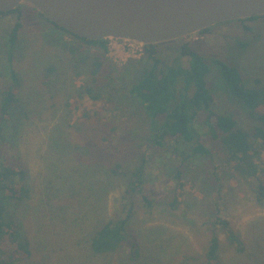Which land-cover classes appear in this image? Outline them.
Returning <instances> with one entry per match:
<instances>
[{
	"label": "rangeland",
	"instance_id": "rangeland-1",
	"mask_svg": "<svg viewBox=\"0 0 264 264\" xmlns=\"http://www.w3.org/2000/svg\"><path fill=\"white\" fill-rule=\"evenodd\" d=\"M18 20L23 30L13 63L21 87L13 121L24 112L28 115L17 130L9 122L4 132L10 153L19 155L27 169L17 182L30 191L29 198L8 205L9 218L19 226L17 241L28 242L30 248V255L18 264H201L213 233L220 242L218 264H264V201L258 198L256 178L230 169L225 147L209 136L207 127L201 138L207 154L192 155L193 144L173 140L167 141L162 155L152 154V148L143 151L152 125L119 78L103 76L95 83L91 59L81 63L72 59L70 48L81 41L28 6L0 15V90L12 83L8 41ZM111 42L107 60L118 71L129 59L147 58L145 51L130 56L126 41ZM184 43L159 44L160 70L190 67V58L181 54ZM189 43L210 63L207 85L213 110L231 113L239 128L254 131L251 109L232 93L211 61L237 66L247 87L264 89V20L222 23L189 37ZM95 51L96 47L84 46L78 55ZM146 62L133 69V78ZM88 87L101 98L92 100L85 92ZM80 91L85 94L72 111L68 100ZM111 127L115 131L109 133L106 149L101 134ZM141 149L148 156L144 175L154 203L147 207L140 200L131 220L141 241L140 258L130 261L125 250L95 254L91 249L95 233L126 216L124 195L130 173L142 162ZM118 164L122 171L112 173ZM181 166L184 196L172 207ZM230 232L241 243H232Z\"/></svg>",
	"mask_w": 264,
	"mask_h": 264
},
{
	"label": "trees",
	"instance_id": "trees-1",
	"mask_svg": "<svg viewBox=\"0 0 264 264\" xmlns=\"http://www.w3.org/2000/svg\"><path fill=\"white\" fill-rule=\"evenodd\" d=\"M20 10L21 7L9 13L0 12V15L15 14ZM258 19L264 20V16L241 20V22ZM58 28L68 36L81 41L82 44L79 43L78 46L70 48L71 56L77 63L91 59L90 70L92 69L91 76L95 83H98L103 76L109 80L114 77L115 79L119 78L124 92L127 90L129 97L138 102L141 113L150 120L152 125L151 139L144 145L143 151L152 148V154L160 152L162 155L166 152L163 148L167 141L173 140L177 144L181 142L193 144L192 155L207 154L209 151L201 139L205 133L203 127H207L209 136L218 139L221 148L225 147L226 161H228L230 169L240 173L241 176L247 174L256 178L258 198L260 201H264V89L247 87L242 72L237 66L218 60L211 61L218 67L221 77L230 87L232 93L242 101L246 108L251 109L249 115L256 123L255 130L252 132L239 128L231 113L220 114L213 110L214 98L207 85V76L211 71L210 63L191 48L189 37L180 39V41H186L181 45L180 50L182 57L190 58L189 68L169 67L166 70H160V58L157 52L159 45H148L144 46L146 59H129L124 64L123 70L118 71V68L107 60L108 40L91 41ZM211 29L201 31L199 34L207 33ZM22 30L23 24L21 20H18L9 33L7 59L10 69L9 78L12 83L0 90V264H18L21 259L30 255L29 243L17 241L16 235L19 226L9 218L8 214L10 201L21 202L30 197L29 189L17 182L19 177L24 178L27 169L19 155L10 153L12 148L4 134L5 127L9 122H13L17 130L22 124L20 120L28 115L27 112H24L22 117L13 121L18 117L15 113L20 102L21 87L19 75L13 62L15 48L20 41ZM84 46L96 47L95 53L79 56L78 52L84 50ZM144 60H147L146 64L142 70L137 71L136 77L133 78L136 73L133 69H136ZM124 75H128L127 80ZM1 76L4 77L2 74ZM191 90H193L192 93H190ZM85 92L92 100L101 98L100 95L93 93L92 87H88ZM85 92L80 91L73 95L68 100L67 107L76 111ZM160 120L162 122L156 124ZM114 131L115 128L111 127L101 134V140L105 143L106 149L110 145L109 133ZM142 149L140 150L142 162L130 173L129 184L124 195L126 216L108 222L95 233L91 240V249L95 254H112L125 250L128 251L130 261H138L140 258L141 241L132 229L131 220L140 200L147 207H152L154 203L144 175L148 156ZM122 168V165L118 164L110 171L119 174ZM178 169L179 173L176 176L178 184L174 201L171 203L172 207L177 206L178 200L176 201V199L184 196L181 176L185 172L181 170L182 166ZM218 221L221 222V219L219 218ZM229 238L234 244L241 243L238 242L239 238L233 232H230ZM219 249V238L213 233L201 264H218Z\"/></svg>",
	"mask_w": 264,
	"mask_h": 264
},
{
	"label": "water",
	"instance_id": "water-1",
	"mask_svg": "<svg viewBox=\"0 0 264 264\" xmlns=\"http://www.w3.org/2000/svg\"><path fill=\"white\" fill-rule=\"evenodd\" d=\"M23 5L79 38L143 46L264 16V0H0V12L9 13Z\"/></svg>",
	"mask_w": 264,
	"mask_h": 264
},
{
	"label": "built area",
	"instance_id": "built-area-1",
	"mask_svg": "<svg viewBox=\"0 0 264 264\" xmlns=\"http://www.w3.org/2000/svg\"><path fill=\"white\" fill-rule=\"evenodd\" d=\"M109 41H117V40H114V39H111ZM126 48H127V53L132 56V55H135V54H139V55H142L144 53V46L143 45H140V44H137V43H134V42H129V41H126ZM108 46L110 50H112V42L111 43H108Z\"/></svg>",
	"mask_w": 264,
	"mask_h": 264
}]
</instances>
